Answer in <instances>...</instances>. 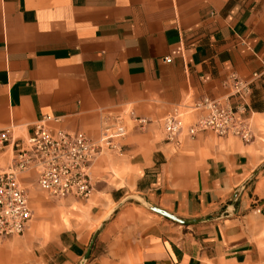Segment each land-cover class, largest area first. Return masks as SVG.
I'll return each mask as SVG.
<instances>
[{"label": "crops", "instance_id": "0c3cea01", "mask_svg": "<svg viewBox=\"0 0 264 264\" xmlns=\"http://www.w3.org/2000/svg\"><path fill=\"white\" fill-rule=\"evenodd\" d=\"M203 97L250 139L190 135ZM118 121L122 149L91 162L88 198L19 174L32 216L0 238V264H264V0H0V131L96 139ZM13 159L0 148V171Z\"/></svg>", "mask_w": 264, "mask_h": 264}, {"label": "built area", "instance_id": "2783aa9c", "mask_svg": "<svg viewBox=\"0 0 264 264\" xmlns=\"http://www.w3.org/2000/svg\"><path fill=\"white\" fill-rule=\"evenodd\" d=\"M165 61L170 62L171 58L166 57ZM233 81L238 85L236 79ZM195 107H201L204 114L188 126L190 135L209 130L222 137L250 139L244 119L231 107L209 97L201 98ZM183 125V111L177 108L163 120L169 139L177 136ZM125 135V126L119 121L104 128L96 139L81 132L54 131L42 123L34 126L25 141H12L9 131L1 130L0 148L12 143L14 159L9 168L0 171V238L22 235L32 216L19 174L35 168L38 185L49 197L86 199L93 189L88 173L91 162L105 150L120 152Z\"/></svg>", "mask_w": 264, "mask_h": 264}, {"label": "water", "instance_id": "95a60500", "mask_svg": "<svg viewBox=\"0 0 264 264\" xmlns=\"http://www.w3.org/2000/svg\"><path fill=\"white\" fill-rule=\"evenodd\" d=\"M150 208L153 209L154 211L161 213V214H163V215H165V216H167V217H169V218H171V219H173L179 223H182V224H189V223L195 222L194 220H182V219L176 218V217H174V216H172L166 212H163L160 209L154 208V207H150ZM92 242H93V239H92Z\"/></svg>", "mask_w": 264, "mask_h": 264}, {"label": "rangeland", "instance_id": "374dc122", "mask_svg": "<svg viewBox=\"0 0 264 264\" xmlns=\"http://www.w3.org/2000/svg\"><path fill=\"white\" fill-rule=\"evenodd\" d=\"M64 218H66V217H64Z\"/></svg>", "mask_w": 264, "mask_h": 264}]
</instances>
